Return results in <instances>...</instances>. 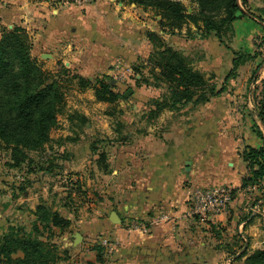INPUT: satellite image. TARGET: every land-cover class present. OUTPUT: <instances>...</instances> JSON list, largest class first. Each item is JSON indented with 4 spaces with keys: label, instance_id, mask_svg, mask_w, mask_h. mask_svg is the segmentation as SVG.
Returning <instances> with one entry per match:
<instances>
[{
    "label": "rangeland",
    "instance_id": "obj_1",
    "mask_svg": "<svg viewBox=\"0 0 264 264\" xmlns=\"http://www.w3.org/2000/svg\"><path fill=\"white\" fill-rule=\"evenodd\" d=\"M23 1L26 12L18 15L12 8L17 4L15 0L7 4L0 0V9H4L0 10V36L4 27H23L32 55L39 59L43 70L60 80L65 101L57 115V125L51 129V140L45 144L44 150L26 149L29 158L20 166L11 167L8 164L11 149L0 140V243L5 234L15 232L20 236L26 235L38 224L42 230L39 238L57 255L55 264H86L95 243L106 247L104 255L108 257L104 262L96 263L116 264L118 243L112 232L105 228L111 223L108 220L110 207L105 206L103 191V185L110 176L106 174H110L111 167L107 171L100 167L98 159L102 151L93 152V145L98 143L102 148L106 141H125L122 138L126 135L125 125H133L134 128L141 117L135 110L153 107L152 99H156L152 96L153 89L157 86L143 81L144 77L153 81L150 56L154 46L146 32L156 31L167 44L190 55L195 69H202L214 60L218 64H214L217 73L214 70L203 72L206 77L213 76L211 80L216 86L225 85L224 92L239 93L235 96V104L243 112L244 108L249 109L248 105L255 104L253 97H258L257 92L264 85V47L257 45L264 32L258 27V17L264 19V0H239L244 11H250L256 19L248 14L250 16L234 21L231 29L223 34L222 41L213 33L205 36L202 26L192 22L185 23L175 33L170 32V28L161 23L162 16L156 8L133 0ZM179 1L188 12L198 10L195 1ZM48 21L52 22L55 30L65 34L61 38L41 35ZM256 29L261 31V35L249 37ZM257 50L260 53L246 59L236 70L235 77L225 80L232 68L235 51L255 54ZM42 52L54 55L42 57ZM202 62L201 66L199 63ZM76 75L89 79L90 85L82 87L79 78L74 77ZM258 79V88H255ZM100 81L110 82L111 88L122 93L123 97L115 102L98 100L95 88ZM233 81L236 84L232 85ZM162 86L160 91L164 96L168 89ZM128 89L132 92L126 96ZM149 122L152 120L146 117L141 127L147 124L148 128ZM152 133L162 134L163 129L156 128ZM106 155L108 163L107 152ZM66 163L69 166L65 168ZM55 164L59 167L53 166L48 171ZM27 180L30 182H25ZM22 182L28 183L25 184L26 190L20 189ZM245 193L240 199L247 209L238 210L239 219L248 218L254 212L256 198L263 199L264 196L261 188L246 190ZM40 204L69 218L70 225L43 228L44 223L36 212ZM256 211L252 220L258 229L254 235V246L251 243L247 245L250 253L264 249V208ZM188 215L202 222H216L218 217L200 218L191 215L190 209ZM218 231L214 229L213 234L217 241L223 240L221 244L228 253L218 256L216 261H203L202 264H246V256L236 259L233 255L234 251H242L240 245L244 241L237 239L232 230ZM76 233L82 235L78 241L75 240ZM232 235L237 240L238 247L235 249L231 247ZM16 256H22V253L13 254V257Z\"/></svg>",
    "mask_w": 264,
    "mask_h": 264
},
{
    "label": "crops",
    "instance_id": "obj_2",
    "mask_svg": "<svg viewBox=\"0 0 264 264\" xmlns=\"http://www.w3.org/2000/svg\"><path fill=\"white\" fill-rule=\"evenodd\" d=\"M10 1L4 0V4ZM15 2L16 6H12L14 11L24 15V1ZM253 18L256 19L255 16ZM51 23L48 21L41 35L61 38L65 33L55 30ZM260 24L258 27L262 28L263 24ZM253 34L259 36L261 31L256 29L249 37ZM199 64L202 66L204 63ZM214 64L217 63L213 60L200 70H214L217 73ZM259 81L256 80L255 88H258ZM234 84L235 81L232 82ZM162 87H154L152 96L161 97ZM220 87L217 86L218 89ZM257 94L258 97H253L255 104L248 105L249 109L244 108L243 112L235 104V96L239 93L224 91L205 103L189 102L176 109H164L148 123V128L147 124L144 127L141 124L146 122L151 108L136 109L135 112L141 117L135 129L133 125H125V141L110 139L102 148L98 143L93 145V152H107L111 167L110 174H106L110 176L103 185V191L105 206L110 207L108 220L111 223L106 224L105 228L112 232L118 243L116 264H202L203 261H216L218 256L228 252L221 244L223 240L217 241L214 229L222 233L232 230L246 246L249 243L254 246L258 227L252 219L257 209L260 211L264 208V199L255 203L254 212L246 219H239L238 210L247 209L240 199L246 195L247 189L240 187L243 178L249 174L240 152L247 145L259 147L263 143L255 125L264 133L256 106L264 96V85ZM156 128L163 129V133L153 134ZM94 157L98 158L97 155ZM64 166L66 168L69 164ZM214 185H228L237 189L227 211L220 214L216 222L190 218L188 213L193 191L197 187ZM112 211L118 212L120 222L110 221ZM143 225H146V230H143ZM231 247H238L235 238ZM88 261L96 262L94 249L89 253Z\"/></svg>",
    "mask_w": 264,
    "mask_h": 264
},
{
    "label": "trees",
    "instance_id": "obj_3",
    "mask_svg": "<svg viewBox=\"0 0 264 264\" xmlns=\"http://www.w3.org/2000/svg\"><path fill=\"white\" fill-rule=\"evenodd\" d=\"M146 6H153L162 16L161 23L175 33L185 23H194L202 26L203 34H214L220 41L223 34L233 26V22L245 14L254 16L250 11H244L239 0H192L197 2L198 10L188 12L185 5L179 0H133ZM263 24L264 19L258 17ZM202 22V25L200 23ZM166 31V28H164ZM23 27L14 25L12 28L4 27L0 36V140L11 149V167H18L28 158V150H44L45 144L51 140V129L57 125L58 113L64 103V92L60 80L43 70L41 62L31 52V44L24 35ZM148 39L153 43L154 51L150 56L153 64L151 71L153 81L148 77L143 81L155 86H167L168 93L160 98L152 99L151 110L148 118L153 119L164 109H176L193 102L205 103L212 96L225 91V85L217 88L213 76L206 77L205 72L195 69L190 55L169 45L164 37L156 31H147ZM258 46L264 47V32L259 37ZM255 54L245 51H235L232 59V68L225 80L235 77V72L246 59H252ZM159 71V72H157ZM55 76V75H54ZM78 77L80 85H90V80ZM112 79V78H111ZM141 83L140 80L137 81ZM96 98L100 101L115 102L123 94L111 88L110 82L100 81L95 88ZM257 116L264 125V96L256 103ZM258 135L263 143L259 147L247 145L240 152L246 162L249 174L243 178L240 189L261 188L264 192V133L258 127ZM126 139V136L122 137ZM95 149V147H93ZM98 163L105 171L108 170L106 152L99 153ZM59 167L58 164L51 165ZM54 170V169H53ZM30 182V181H25ZM22 182L20 189H25ZM237 189H232L233 198ZM261 198H256L257 203ZM264 199V196H263ZM39 220L44 227L51 229L53 226L66 227L70 219L58 211L46 207L44 204L37 206ZM42 230L38 224L33 231L26 235L10 232L4 235L0 243V264H55L56 253L47 243L40 239ZM242 251H234L236 259L245 257L246 264H264V249L248 252V247L241 243ZM92 249L96 251V262H104L106 247L95 243ZM21 252L22 256L13 257ZM87 261L86 264H96Z\"/></svg>",
    "mask_w": 264,
    "mask_h": 264
},
{
    "label": "built area",
    "instance_id": "obj_4",
    "mask_svg": "<svg viewBox=\"0 0 264 264\" xmlns=\"http://www.w3.org/2000/svg\"><path fill=\"white\" fill-rule=\"evenodd\" d=\"M232 200V188L228 185L196 188L190 199V213L200 218L213 219L226 212ZM143 228L146 230V225Z\"/></svg>",
    "mask_w": 264,
    "mask_h": 264
},
{
    "label": "water",
    "instance_id": "obj_5",
    "mask_svg": "<svg viewBox=\"0 0 264 264\" xmlns=\"http://www.w3.org/2000/svg\"><path fill=\"white\" fill-rule=\"evenodd\" d=\"M42 57H52V54L49 52H44V53H42ZM131 92H132V89H128V91L125 93V95L127 96ZM110 221L113 223H117V222L121 221L120 216L118 215V212H116V211L111 212ZM75 237H76L75 240L78 241L82 237V235L80 233H76Z\"/></svg>",
    "mask_w": 264,
    "mask_h": 264
}]
</instances>
